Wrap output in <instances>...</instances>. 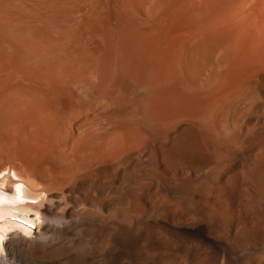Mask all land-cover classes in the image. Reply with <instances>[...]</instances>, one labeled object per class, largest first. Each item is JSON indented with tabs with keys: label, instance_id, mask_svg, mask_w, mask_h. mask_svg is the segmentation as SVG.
<instances>
[{
	"label": "bare ground",
	"instance_id": "1",
	"mask_svg": "<svg viewBox=\"0 0 264 264\" xmlns=\"http://www.w3.org/2000/svg\"><path fill=\"white\" fill-rule=\"evenodd\" d=\"M0 149V258L108 223L104 264H264V0H0Z\"/></svg>",
	"mask_w": 264,
	"mask_h": 264
},
{
	"label": "rangeland",
	"instance_id": "2",
	"mask_svg": "<svg viewBox=\"0 0 264 264\" xmlns=\"http://www.w3.org/2000/svg\"><path fill=\"white\" fill-rule=\"evenodd\" d=\"M67 130L69 131V129ZM69 133L71 132L69 131ZM16 135L17 134H10L8 137L10 141L14 142V144L18 143V142H15L18 139V136ZM13 142H9V143L13 144ZM1 151L2 149H0V161L2 162L3 160H6L8 156L5 153H3V151L2 152ZM130 159H131L130 155L125 157L123 159L124 161L121 160V162H119V163H122L121 165L119 164V166H124L130 161ZM9 163H11V161ZM105 166H108L107 170L110 176L113 174L112 172H115L118 169V165L115 166V165L105 164ZM66 167H68L67 171H66ZM44 170H45L44 171L45 173L43 174V178H44V181L48 183L49 187L51 186L50 189L54 188L53 190H56V188H59V186L61 188L62 185L65 186L66 184H69L67 183L69 181L71 183L69 184V186L70 185L72 186V183H74L71 180H67L65 178L70 173V166L68 165V163H65L64 160H60L57 163L52 164V165H47L45 166ZM122 182L123 183L121 184V180H119L115 184L116 185L115 187L118 186L117 188L113 190L115 191L114 194L116 197H122L121 193L118 194L120 192L119 189L121 185L123 187L125 186L124 184L128 185V183H131L132 181L126 180V183H125V180H123ZM69 186H66V188ZM122 187H121V190H122ZM107 189L103 191V193L107 192L109 194L111 189L109 188ZM113 191H111V193H113ZM56 192H60V194H57L60 197L61 195L64 196L65 194H66L65 196L69 197L70 199H73L74 197L78 196L79 199L80 200L82 199V201L84 202L85 201L91 202V203L97 202V204L101 203L102 201L105 200L106 197H108L107 193L106 194L104 193L105 196H103L104 194H99L101 196L99 195L93 196L91 195L90 192H87L86 195L85 194L84 195L82 194L74 195V193H71V192H69L70 193L69 194L68 191H63L64 192L63 194V192L59 190H57ZM87 195H89L90 199L88 198ZM122 205L123 207L125 206L126 208L129 207V200L123 199V202L117 205H114V206L123 210V208H121ZM40 215L41 214L38 215L39 217H34V223H33L34 228H32L30 230L31 231L30 234L27 235V237L30 239L31 238L35 239V236L37 237L38 233H40L42 230V220L40 218L41 217ZM30 217L32 218L33 215H30ZM104 224L105 226L103 224H100L101 226H99L98 224H93V225L91 224L85 229V233H82L81 231L78 232V230H81L80 227H75L72 229L73 231L71 230L72 232L70 231L69 233H64V234H59V233H54V232L52 233L51 231H49L47 232L48 234L45 233L42 240L38 241L37 243L35 242L29 243L16 235H11L12 237L6 236L5 239L3 240V251H2L3 257L0 258V264H104L103 257L101 256L103 251H101V249L102 248L104 249V245L107 246L108 239L106 242V237L108 238L109 236L108 234H110L109 232H111V229H113V227H110L111 225L109 226L110 229L107 228L109 225L108 223H107V226H106V223ZM88 238H92V243H93L92 245L88 244ZM163 239H164L163 242L160 243V245L156 246L154 250H152V252H150L149 254H146L145 244L142 243L140 248L138 249L142 255H140L141 257L135 260L133 264H141L153 258V256L156 254L160 256H163V254H165L163 259L161 258L158 264H166L168 261H172L173 264H178L179 262L178 256H171L167 258V255H166V253H168L167 249L170 248L169 246L174 245L176 241L169 237L166 238V236H163ZM96 247L98 250L96 249ZM198 248H200V250H198L196 254L192 256L193 264L197 263V261L199 260L198 256L201 254L200 252L203 251V248L201 247H198ZM86 253L87 254L91 253V254L90 256H88L89 255L88 254L87 255L88 257H87Z\"/></svg>",
	"mask_w": 264,
	"mask_h": 264
},
{
	"label": "water",
	"instance_id": "3",
	"mask_svg": "<svg viewBox=\"0 0 264 264\" xmlns=\"http://www.w3.org/2000/svg\"><path fill=\"white\" fill-rule=\"evenodd\" d=\"M28 226L32 229V228H34L33 226H32V224H28ZM3 257V256H2Z\"/></svg>",
	"mask_w": 264,
	"mask_h": 264
},
{
	"label": "snow or ice",
	"instance_id": "4",
	"mask_svg": "<svg viewBox=\"0 0 264 264\" xmlns=\"http://www.w3.org/2000/svg\"><path fill=\"white\" fill-rule=\"evenodd\" d=\"M3 239V237L2 236H0V240H2Z\"/></svg>",
	"mask_w": 264,
	"mask_h": 264
}]
</instances>
